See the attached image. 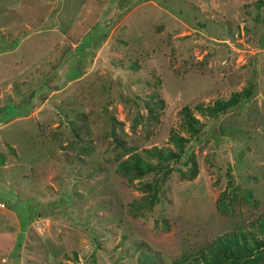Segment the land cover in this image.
Masks as SVG:
<instances>
[{
  "label": "rangeland",
  "instance_id": "1",
  "mask_svg": "<svg viewBox=\"0 0 264 264\" xmlns=\"http://www.w3.org/2000/svg\"><path fill=\"white\" fill-rule=\"evenodd\" d=\"M152 148L179 159L133 210L159 177L119 166ZM0 202V264H139L138 245L195 264L264 239V0H0Z\"/></svg>",
  "mask_w": 264,
  "mask_h": 264
},
{
  "label": "trees",
  "instance_id": "2",
  "mask_svg": "<svg viewBox=\"0 0 264 264\" xmlns=\"http://www.w3.org/2000/svg\"><path fill=\"white\" fill-rule=\"evenodd\" d=\"M251 95V87L245 89L242 93L234 94L227 101H215L211 105L197 107L202 116L219 119L225 114L230 113L241 106L242 98ZM180 118L183 127L191 134L199 136V120L192 114L189 108L184 107L180 111ZM182 148V146L180 145ZM149 159H143L137 155H131L129 161L120 164V173L123 175L132 174L138 177L147 175L158 176L153 184H148L150 196L144 204H132L131 208L143 207L151 209L158 202L159 183L164 176L171 171V161L179 159L174 153H166L160 149L152 148L144 151ZM264 219V216L262 217ZM139 256V264H161L158 255L152 253L148 249H144L143 245L136 246ZM264 256V239L251 238L246 239L243 235L228 233L220 236L208 249V254L203 252L193 261L195 264H257Z\"/></svg>",
  "mask_w": 264,
  "mask_h": 264
},
{
  "label": "built area",
  "instance_id": "3",
  "mask_svg": "<svg viewBox=\"0 0 264 264\" xmlns=\"http://www.w3.org/2000/svg\"><path fill=\"white\" fill-rule=\"evenodd\" d=\"M0 208H5V204L0 202Z\"/></svg>",
  "mask_w": 264,
  "mask_h": 264
}]
</instances>
